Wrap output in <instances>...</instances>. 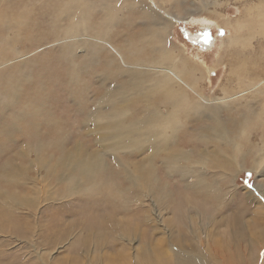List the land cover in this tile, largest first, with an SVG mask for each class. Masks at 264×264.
Wrapping results in <instances>:
<instances>
[{"label":"rangeland","instance_id":"1","mask_svg":"<svg viewBox=\"0 0 264 264\" xmlns=\"http://www.w3.org/2000/svg\"><path fill=\"white\" fill-rule=\"evenodd\" d=\"M160 43L211 69L197 94L227 99L208 153L195 140L208 118L185 108L157 130L154 160L85 125L109 114L123 64L153 63ZM136 106L117 105L116 122H139ZM78 154L104 166L68 195ZM0 264H264V0H0Z\"/></svg>","mask_w":264,"mask_h":264},{"label":"bare ground","instance_id":"2","mask_svg":"<svg viewBox=\"0 0 264 264\" xmlns=\"http://www.w3.org/2000/svg\"><path fill=\"white\" fill-rule=\"evenodd\" d=\"M102 11L105 12V10L103 9ZM147 16L148 14L146 13L145 17ZM113 19V16L104 17V21H102L101 25L103 24L105 28H113L115 26L114 23H109ZM86 23V19L83 23L77 22L75 26L69 27L68 30L80 34L83 32L81 30L82 28L88 29V24ZM69 36L70 35L66 32L65 29V35L63 37L67 38ZM82 40L87 41V43L91 41V39L82 37L77 40L67 39V41H58L57 44H65V47L63 46L61 49L63 53V49H67L70 44L74 45L78 42V47H82ZM92 41L97 42L100 45L102 44V47H104V44H108L103 40L93 39ZM157 45L161 46V48L153 49L157 53V60L155 58L153 63L143 62L139 65L123 64L125 68L121 70L120 74L125 77V79L121 82L125 87L121 85H115L111 87L106 92L103 99L104 102L107 103V105L104 108L101 107L100 109L103 111H108L109 114L104 115L105 118L103 119V116L100 117V112L95 109L87 116L85 125L89 126L91 124L93 126L91 132L97 138V143H112L115 146L119 143L121 144L122 140L125 139V146L133 148L134 146L141 144L144 147L143 149L149 151L151 160H154L159 152V148H155V152H151V150L153 149L152 143L157 142V130L159 129L160 132V129L164 126L165 128L174 127L173 118L175 112L177 113L178 110L181 111L183 108H185L186 112H189L187 120L193 121L196 124H204V122L206 121L204 117L208 118V125H204L203 127L198 128L195 136V140L200 143L201 149L203 148L204 152L208 153L206 149L210 146H215V144L218 145L222 143L223 135L225 136L226 134L224 121L214 118V115H218L219 109H225L227 99H221V101H218L212 100L209 97H205L203 93L197 94L195 88H198L199 86L198 81L200 79L206 80L207 75H210L212 73L211 69L199 61L187 58L185 56L184 50V59L181 61L180 59H178L176 51L174 52L168 50L161 43ZM108 46L111 49V45L108 44ZM13 52H15V50ZM15 54L17 56L20 55V53L18 52H16ZM134 54L135 53L132 52V55ZM165 62L168 63V65H164ZM200 88L202 89V91H204L203 86H201ZM195 97L197 98V100L194 101ZM111 99H114L116 101L115 106L113 105V102H111ZM138 101H141L142 109L144 111V115L142 116V118H140L141 120L139 122H129L128 125H124L121 121V123L116 122L115 115H113L112 113L113 109H115L117 105H129L130 103L131 105L137 107L136 104L138 103ZM171 103L172 111L170 113L169 111L164 112L160 109L161 107H163L164 110H166L167 106ZM132 115L134 116L135 114ZM154 122L157 125H154ZM210 131L214 132L213 136H210ZM234 147L237 151H239L238 146ZM80 158L78 157L74 159L73 164L70 166V174L66 172L68 171V168L66 171H64L68 175L66 178L67 182H74L73 185H70L69 183L67 184L66 191L68 192V195H74L75 193H77V191L87 190L86 185H96V180L93 179V176L95 173L98 174L100 169H103L104 166L101 163L99 164V166H97L96 170H93L96 168V166L91 163L92 158L89 159V156L83 157L81 159ZM97 158L101 159L102 157ZM220 159H225L227 161L230 160L227 157H220ZM206 160L209 161L208 159H205L203 161ZM261 165L262 161L258 163V166ZM76 166H78L77 169L79 171V176H74L73 174ZM134 168L137 167L134 166ZM84 178L88 180V184L84 183ZM127 180L131 181L130 175L127 176ZM131 182L133 183L135 181ZM32 203L33 202L31 200H28L29 206H27V208L32 209L30 208V206L32 207Z\"/></svg>","mask_w":264,"mask_h":264}]
</instances>
